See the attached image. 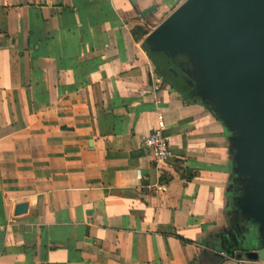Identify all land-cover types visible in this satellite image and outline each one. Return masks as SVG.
<instances>
[{
  "label": "crops",
  "instance_id": "obj_1",
  "mask_svg": "<svg viewBox=\"0 0 264 264\" xmlns=\"http://www.w3.org/2000/svg\"><path fill=\"white\" fill-rule=\"evenodd\" d=\"M182 1L0 0V264H264L257 134L193 49L191 89L155 66Z\"/></svg>",
  "mask_w": 264,
  "mask_h": 264
},
{
  "label": "water",
  "instance_id": "obj_2",
  "mask_svg": "<svg viewBox=\"0 0 264 264\" xmlns=\"http://www.w3.org/2000/svg\"><path fill=\"white\" fill-rule=\"evenodd\" d=\"M152 37L157 70L181 90L196 82L166 51L188 47L198 54L209 71V89L257 134L264 169V0H184ZM24 207L17 205L16 212Z\"/></svg>",
  "mask_w": 264,
  "mask_h": 264
},
{
  "label": "built area",
  "instance_id": "obj_3",
  "mask_svg": "<svg viewBox=\"0 0 264 264\" xmlns=\"http://www.w3.org/2000/svg\"><path fill=\"white\" fill-rule=\"evenodd\" d=\"M155 89H158L157 85ZM163 129V122H159L157 127L146 135L140 143V147L148 152L155 164L166 163L171 157L169 140L163 134Z\"/></svg>",
  "mask_w": 264,
  "mask_h": 264
},
{
  "label": "trees",
  "instance_id": "obj_4",
  "mask_svg": "<svg viewBox=\"0 0 264 264\" xmlns=\"http://www.w3.org/2000/svg\"><path fill=\"white\" fill-rule=\"evenodd\" d=\"M154 58H156V57H154ZM159 72V71H158Z\"/></svg>",
  "mask_w": 264,
  "mask_h": 264
}]
</instances>
